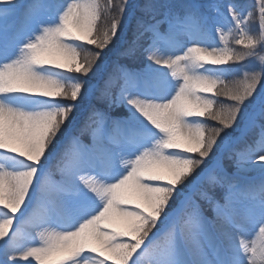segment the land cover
I'll return each instance as SVG.
<instances>
[{
    "label": "snow or ice",
    "instance_id": "6c2138e0",
    "mask_svg": "<svg viewBox=\"0 0 264 264\" xmlns=\"http://www.w3.org/2000/svg\"><path fill=\"white\" fill-rule=\"evenodd\" d=\"M0 264H264V0H0Z\"/></svg>",
    "mask_w": 264,
    "mask_h": 264
},
{
    "label": "rangeland",
    "instance_id": "374dc122",
    "mask_svg": "<svg viewBox=\"0 0 264 264\" xmlns=\"http://www.w3.org/2000/svg\"><path fill=\"white\" fill-rule=\"evenodd\" d=\"M237 47H239V46H237ZM229 79H231V78H229Z\"/></svg>",
    "mask_w": 264,
    "mask_h": 264
}]
</instances>
